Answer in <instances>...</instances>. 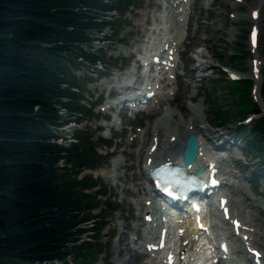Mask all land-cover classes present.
<instances>
[{"label": "trees", "instance_id": "obj_1", "mask_svg": "<svg viewBox=\"0 0 264 264\" xmlns=\"http://www.w3.org/2000/svg\"><path fill=\"white\" fill-rule=\"evenodd\" d=\"M115 1L0 0V264H106L107 257H101L106 249L100 232L108 225L103 212L111 215L118 205L103 200L107 192L97 178H76L93 164L85 148L89 137L76 130V142L55 141L68 116L84 112L79 95L85 75L75 73L82 64L101 61V50L93 47L100 39L94 35L112 24L107 20L111 12L131 3ZM239 57L227 56V63ZM249 88V81L234 83L229 105L223 95L219 99L207 92L217 125L259 112ZM237 104H244L240 112L231 109ZM251 135L245 147L259 158L264 117L252 125ZM260 172L264 182V160Z\"/></svg>", "mask_w": 264, "mask_h": 264}, {"label": "rangeland", "instance_id": "obj_2", "mask_svg": "<svg viewBox=\"0 0 264 264\" xmlns=\"http://www.w3.org/2000/svg\"><path fill=\"white\" fill-rule=\"evenodd\" d=\"M108 1L116 2L115 0ZM130 1L133 5L123 9L119 14H115L114 21L110 27L108 26L102 33L94 35L111 39L110 41H105L106 43L104 44L98 43L97 41L93 44V47L97 50L101 47V58L106 65L104 64V68H101L100 64L96 67L82 66L85 72L90 75V77L83 79L84 87L79 95V103L85 108L84 112L78 113L82 121L81 123H77V121H73L74 119L70 120L69 118L68 121L71 122H68L63 131H61V135L64 137V142L66 143L70 142V137H73L72 133L76 131L74 130L75 128L84 132L89 137L85 148L88 151V156L93 160H91L93 164L92 166H88L90 167L88 174L93 175V171L96 169L103 171L98 176V181H100L102 189L104 188L107 192V198L104 197L103 200H110L118 205V209L112 212L111 215H109L108 210L103 212L107 216L106 220L109 224L107 229H103L100 232L102 245L106 249V264H122L125 261H127L126 264H146L148 260L146 255L140 254L138 242L143 240L141 236H143L144 229V225H141L144 214L142 210L144 199H141V197L146 198L150 194L148 192L140 193L135 184L144 182L143 185L150 190V186L146 180V171L143 170L145 154H141V150L146 151L148 149L151 142L149 140L151 133L144 138L142 147L140 142L127 145L130 135L133 131H138L139 129L144 130V128L149 124L152 125L159 118L169 117L167 121L168 133L179 129L178 126L180 124L187 126L189 118H191L189 115L191 112H187V108L193 109L200 104L203 107L202 119L198 123L200 128H204L203 130L205 132H207L206 129H211V131L213 130L214 136H220L215 139L216 142L222 143L225 140L230 141V143H226L222 147V149H225L222 154L225 156L224 160H226L223 162L222 169L229 171L231 174L227 179V182L231 184V189L233 185L239 184V186L244 188V193L246 194L233 196L231 193L230 197L236 203L234 204V209L236 211L239 210V212L241 211L243 217L248 221L250 218L256 219L253 221L255 223L254 225H256L254 226V234L258 243L264 247V182L260 180L263 176L260 172V160H264V153L259 158L257 156L253 157L245 147L244 142L248 139H243V136L248 133V130L244 131L241 137H239V131L243 128L241 125L245 124V126L249 127L254 122V120L246 121L245 119L247 117L255 118L258 116L251 115L248 112V114L246 113L247 115L245 114V118L243 117L244 119L236 118L219 126L214 120L211 101L207 95L208 91L211 94H215V96L218 95L219 99L223 95L228 105L233 98L229 91L231 88L230 83L226 81L228 76L222 70L221 66H226L224 68L229 71L238 72L240 76L252 77L250 63L253 53L251 51L250 54L248 53V55L236 59L231 65L227 63V56L234 54L235 49H238V52L240 50H250L247 45L248 29L252 23L249 14L258 4V0H191V7L188 11L187 36L183 45L180 46V55L178 57L179 66L175 69L176 74L184 76L178 79L179 86L177 82L172 86L173 96L171 95L169 97L171 104L167 101L160 112L155 115L144 116L143 114H138L135 119L134 116L132 120L128 118V123H125V127L121 129L122 134H120L121 130L118 133L115 132V137L111 139L112 146L108 148L100 140V138L107 139L106 134L108 133L106 123L102 119V115L105 112H99L101 104H105L108 101V91L106 89L103 90L105 85H102L106 79L105 77L101 78V76L105 73L109 74L111 68L114 66L116 68L115 72H117V68L124 62V59L120 58V56L126 54L128 46L142 41L144 33H139V31L148 28L152 23L151 21L146 22L147 12L149 10H158L152 0L150 1L151 4H148L149 0ZM256 8L259 9V18L256 21L260 28L259 40H262L264 37V4H259ZM184 23L183 28L186 25ZM116 30L119 31L117 35L114 33ZM238 41L242 42V44H237L236 42ZM255 51L256 56L261 60V79L259 81L261 90L264 84V52L259 48L258 51ZM112 63L115 64L110 66ZM219 71L224 74H221ZM82 72L80 71L76 74L81 75ZM189 73L190 76L188 75ZM113 78L116 79L115 76L111 79ZM213 79L218 80L216 84H213ZM201 93L205 94L206 100ZM253 98L259 101L261 99V91L259 96L256 95V98L255 96ZM207 103L210 105L209 108ZM237 105L232 106L231 109H236ZM227 106L225 105L224 108H227ZM171 113H175L176 117L170 118ZM112 118L113 116H109V120ZM139 140L142 139H135V141ZM212 145L214 144L207 142L206 147H211ZM105 152L108 156L110 155V159H107ZM116 162L122 166L119 170L117 169L115 171ZM94 163L99 165L95 169H92L91 167L94 166ZM142 170L144 177L141 176ZM113 171L115 175L120 177V180H117L115 175H112L114 174L112 173ZM124 186L129 189L125 191ZM94 189L96 188L90 189L87 192H93ZM253 199L256 200L257 205L250 208L247 205ZM136 202H139L140 205H137ZM98 212L99 210H96L93 214ZM123 237L125 240H123ZM136 237L139 240L133 242V239H136ZM237 248H239V255L237 253L238 256L235 254L236 259L246 260V255L244 250L242 251V247L237 246ZM118 250H120V253L117 255L116 252ZM141 250H143V247ZM103 254L104 252L101 254V257Z\"/></svg>", "mask_w": 264, "mask_h": 264}, {"label": "bare ground", "instance_id": "obj_3", "mask_svg": "<svg viewBox=\"0 0 264 264\" xmlns=\"http://www.w3.org/2000/svg\"><path fill=\"white\" fill-rule=\"evenodd\" d=\"M151 0H149V3L148 4H151L150 2ZM153 4L156 5V7L159 9H161V6H160V2L157 1V0H152ZM257 4V3H256ZM264 4V0H258V4ZM170 5H176L175 8H171ZM256 5V7H257ZM191 7V0H167V5L164 7V9H161V10H167V11H175V12H180L179 16H183L185 14L188 13L189 11V8ZM253 8L254 9H257V8ZM157 10V9H156ZM160 10V11H161ZM251 10V12L253 11ZM251 12L249 14V16L251 15ZM189 14V13H188ZM169 15V14H168ZM239 15V14H238ZM159 15H157L155 12L154 14H152V11L149 10L147 12V19H146V22L148 21H158L159 19ZM187 20H188V15H187ZM188 22V21H187ZM185 24V23H184ZM171 25V24H170ZM176 25V24H175ZM175 25H171V26H175ZM183 25V24H182ZM151 27H148V28H145L141 31H139L137 29V31L140 32H143L144 33V36L153 33L154 30L151 31ZM178 37L176 38H171L169 37L168 40L166 42H168L170 44V47H176V44L178 43ZM147 40H145L146 42ZM154 43H157V42H154ZM146 44V43H145ZM137 51H142L143 50V44L139 47H137L136 49ZM156 50L157 51H161L162 50V46L160 44H157L156 45ZM122 51V50H121ZM133 53V52H132ZM198 53V52H197ZM192 59V58H190ZM198 61V60H197ZM196 62V61H195ZM201 62V61H200ZM205 62V61H204ZM202 64V63H201ZM198 66V65H197ZM185 67V66H184ZM198 69V68H196ZM187 71V70H186ZM164 74L166 76H169L170 74H173V71H164ZM190 76V73L188 74ZM119 76L121 75H116L115 78L117 79ZM248 76V75H247ZM161 83H163L164 86L166 85H169L170 84V80L166 81V80H162ZM156 85V84H153V86ZM176 85V84H175ZM174 86V85H173ZM173 88V87H172ZM120 89V88H119ZM137 88H133V87H128V88H122L121 91H128L129 92H132L134 90H136ZM169 90L171 89H167V87H163L161 90H156V95L154 97V104H150L149 105V108L151 109H148V110H145L146 112L145 113H158L162 107H164V102H165V97L169 95ZM122 92H118V93H122ZM173 96V95H172ZM169 103H171L170 100H168ZM159 105V106H158ZM198 105V104H197ZM109 105L107 104V107ZM188 111L187 112H191L189 115L191 118H189V123L187 126H184L183 124H180L178 126L179 129L177 130H174L173 132H170V136L167 137V133L169 132V129L167 128V121L169 119V117H166V118H159L158 120H156L152 125H148L146 128H144V130L142 132H139L137 133V135L134 137V140L137 138V139H142V140H139L138 142L141 143V147H142V144H144V138L146 136H148L150 133L153 134V136H159V139H158V146L155 150V152L153 153V155L151 156H154L155 158H158L160 155L161 156H167L166 160H172L174 157V155L177 153V152H180L182 146H183V140L190 134V133H195L198 140H199V143H200V148H199V156H198V159L197 161L195 162V164L197 163H207L208 161L207 160H216L219 159V158H216L214 157V155L212 154V151L209 150V149H214V150H219L220 151H223L221 150L222 147L226 144V143H230L229 140H225V142H216L215 139H217L218 137L220 136H214L213 134V130L211 131V129H206L207 132H205L202 128H200V126L198 125L199 121L202 119V112H203V107L202 105H198L196 108H193V109H189L187 108ZM182 111V110H181ZM185 114V113H184ZM176 117V114L175 113H171V117L170 118H175ZM180 120V119H179ZM170 121V120H169ZM188 122V121H187ZM171 127V126H170ZM203 127V126H202ZM216 135V134H215ZM207 142H211L212 145L211 148L209 147H206L207 145ZM206 144V145H205ZM141 149V148H140ZM217 150V151H218ZM225 151V150H224ZM222 153V152H221ZM141 154H146V151H143L141 150ZM129 155V153H128ZM150 156V155H147V157ZM139 157V156H138ZM226 160L224 159H221V163L222 162H225ZM220 164V163H219ZM61 165V164H60ZM215 167H219V165H216ZM117 168V162L115 163V168L114 170ZM103 171L101 170L100 174L102 173ZM108 173V172H106ZM112 175H115V172L113 171ZM235 174V173H234ZM75 175V174H74ZM141 176L144 177V173L142 172L141 173ZM236 176V175H235ZM115 178L116 179H119L120 177L118 175H115ZM235 178V177H233ZM232 179V178H231ZM144 183V182H143ZM143 183L141 182H138L136 183L135 185H137V190H139V192H148L146 189H145V186L143 185ZM134 186V185H133ZM124 189L125 191H127L129 188H125L124 186ZM123 189V190H124ZM138 192V191H137ZM125 193V192H124ZM231 193L232 195H242V194H245L244 193V188L242 186H239L238 185H234L231 189ZM227 195V193H226ZM246 195V194H245ZM246 198V196H245ZM151 200V202L153 201L152 200V197L151 196H147L146 198H144V202H146V200ZM232 200V203L233 205L236 204L235 201L232 199L229 198V202ZM236 200V199H235ZM137 205H140L139 202H136ZM257 205V202L255 199H253L247 206L252 208V207H255ZM139 208H141L139 206ZM239 209V208H238ZM144 211H146V213H148V208L144 205L143 206V209ZM239 211V210H238ZM241 213V211H240ZM151 216H153L155 218V214H151ZM255 216V215H254ZM233 217H238L235 213H233ZM254 218V217H253ZM256 219H251L247 222H249L250 224L246 223L245 221V224H247L249 227H254L256 225H254L255 223L253 221H255ZM252 221V222H251ZM257 223V222H256ZM141 225H145L144 221L142 222ZM180 227H185L186 228V231H185V235L180 238V240L178 241L179 243H181V249L182 250H186L185 253L187 256L189 257H192L195 253V249L197 248V241L196 240H193L192 237L193 235L197 232L195 229V225L193 224V222L191 220H188V221H184V223H182L180 225ZM264 228V227H263ZM154 229V228H153ZM152 229V231H153ZM137 230V229H136ZM139 231V230H137ZM199 232V231H198ZM246 233L249 235L250 239V243L252 245H254L255 247H261V248H264L263 245H261L260 243H258L257 241V238L255 236H253L254 234V231H251V229L249 228V231L248 232H243V234ZM141 234V233H140ZM263 234V233H262ZM252 235V237H251ZM257 235V234H256ZM125 237V236H124ZM123 237V240H125V238ZM262 238V237H261ZM187 239H192L190 243L188 244H185L183 245L182 242L187 240ZM263 241V240H262ZM260 242V241H259ZM214 254H215V257H218V259H220V257L222 256V253L219 251L218 247L214 246ZM239 249V248H238ZM117 255L120 253V250H118L117 252ZM263 253H264V249H263ZM236 254V253H235ZM238 254V253H237ZM236 254V255H237ZM239 255V254H238ZM237 255V256H238ZM244 256V254H243ZM162 260V259H161ZM160 260V261H161ZM263 260H264V254H263ZM55 264H57V262H54ZM127 261L123 262L122 264H126ZM147 264H153L152 261H147L146 262ZM248 263L249 264H252V260L251 259H248Z\"/></svg>", "mask_w": 264, "mask_h": 264}, {"label": "water", "instance_id": "obj_4", "mask_svg": "<svg viewBox=\"0 0 264 264\" xmlns=\"http://www.w3.org/2000/svg\"><path fill=\"white\" fill-rule=\"evenodd\" d=\"M198 146L199 143L194 134H190L185 138L182 150V159L185 165L191 164L196 159ZM203 169V167H200L198 171L202 172Z\"/></svg>", "mask_w": 264, "mask_h": 264}]
</instances>
